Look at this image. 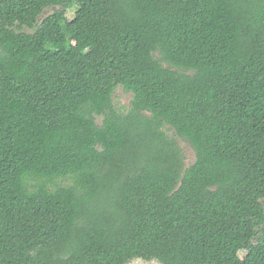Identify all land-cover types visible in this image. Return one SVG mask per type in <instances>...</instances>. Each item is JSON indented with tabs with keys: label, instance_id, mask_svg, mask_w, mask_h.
Returning <instances> with one entry per match:
<instances>
[{
	"label": "trees",
	"instance_id": "obj_1",
	"mask_svg": "<svg viewBox=\"0 0 264 264\" xmlns=\"http://www.w3.org/2000/svg\"><path fill=\"white\" fill-rule=\"evenodd\" d=\"M263 200L264 0H0V264H264Z\"/></svg>",
	"mask_w": 264,
	"mask_h": 264
},
{
	"label": "rangeland",
	"instance_id": "obj_2",
	"mask_svg": "<svg viewBox=\"0 0 264 264\" xmlns=\"http://www.w3.org/2000/svg\"><path fill=\"white\" fill-rule=\"evenodd\" d=\"M57 9L59 8H50V9L45 10L43 15L41 16V19L48 15H51ZM74 12H75V9L69 10L67 12L68 19L73 18ZM24 31L29 32V30L27 29ZM130 102H131V94L126 93L121 87H117L114 91L113 98H112V104L115 110L120 114H126L130 108ZM100 123H101L100 119H97V124L100 125ZM163 130L167 136H169L170 138H173L177 142L180 148V151H181V155L183 158V164L185 168L192 165L195 161V154L192 148L190 147V145L186 143L184 140L178 138L169 127L165 126ZM31 183L33 182H30V184ZM66 185H69V181L61 180V179L55 180L53 184L54 187L66 186ZM262 203L264 205V200ZM244 254H245L244 252H241L240 256L242 257ZM127 264H160V263L156 260L147 261L143 259H134V260L129 261Z\"/></svg>",
	"mask_w": 264,
	"mask_h": 264
}]
</instances>
